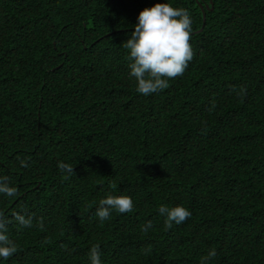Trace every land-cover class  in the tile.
I'll use <instances>...</instances> for the list:
<instances>
[{"label":"trees","instance_id":"obj_1","mask_svg":"<svg viewBox=\"0 0 264 264\" xmlns=\"http://www.w3.org/2000/svg\"><path fill=\"white\" fill-rule=\"evenodd\" d=\"M165 2L194 55L144 96L122 42ZM0 176L18 189L0 264H90L93 246L101 264H264V0H0ZM108 195L133 210L101 223ZM161 205L191 216L165 229Z\"/></svg>","mask_w":264,"mask_h":264},{"label":"clouds","instance_id":"obj_2","mask_svg":"<svg viewBox=\"0 0 264 264\" xmlns=\"http://www.w3.org/2000/svg\"><path fill=\"white\" fill-rule=\"evenodd\" d=\"M191 25L192 20L186 9L173 7L166 2L156 3L139 13L134 31L122 42L123 48L128 50L129 74L135 78L136 92L144 96L161 92L169 87L170 80L184 74L194 55L189 42ZM20 165L25 168L28 166L24 160H20ZM58 169L69 175L74 173L73 166L63 162L58 164ZM0 194L10 198L18 196V189L10 185L8 176H0ZM132 210L133 201L130 197L108 195L99 201L95 215L103 223L110 218L113 211L123 214ZM158 211L165 217V229H171L174 223L180 225L191 216L190 211L180 205H161ZM13 218L20 228L32 226L31 216L26 218L14 213ZM7 223L0 214V258L5 260L17 252L16 243L7 235ZM151 227L152 223L149 221L142 226V231L147 232ZM215 256V249L210 250L201 259V264H209ZM89 259L90 264H101L98 246L90 249Z\"/></svg>","mask_w":264,"mask_h":264},{"label":"water","instance_id":"obj_3","mask_svg":"<svg viewBox=\"0 0 264 264\" xmlns=\"http://www.w3.org/2000/svg\"><path fill=\"white\" fill-rule=\"evenodd\" d=\"M201 9H202V6H201ZM202 11H203V9H202ZM204 22H205V13L203 12V24H204Z\"/></svg>","mask_w":264,"mask_h":264}]
</instances>
